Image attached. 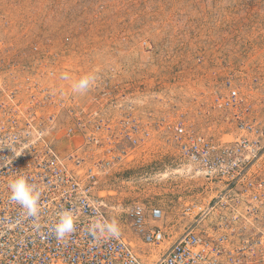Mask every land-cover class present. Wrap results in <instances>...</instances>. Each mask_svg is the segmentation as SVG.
Returning <instances> with one entry per match:
<instances>
[{
  "label": "built area",
  "instance_id": "obj_1",
  "mask_svg": "<svg viewBox=\"0 0 264 264\" xmlns=\"http://www.w3.org/2000/svg\"><path fill=\"white\" fill-rule=\"evenodd\" d=\"M2 46L0 37V264H264V173L257 165L264 128L246 119L237 87L213 102L237 126L233 139L183 121L164 124L181 159L214 193L183 204L188 224L147 263L112 230L104 200L93 194L99 175L131 159L148 138L132 104L120 103L127 94L74 91L77 69L43 44H31L23 58ZM20 176L39 193L35 215L10 200L9 185ZM129 212L146 244L170 238L161 206L136 203ZM63 213L74 223L61 235L55 225Z\"/></svg>",
  "mask_w": 264,
  "mask_h": 264
},
{
  "label": "rangeland",
  "instance_id": "obj_2",
  "mask_svg": "<svg viewBox=\"0 0 264 264\" xmlns=\"http://www.w3.org/2000/svg\"><path fill=\"white\" fill-rule=\"evenodd\" d=\"M0 37L1 49L19 58L43 44L80 79L91 78L88 90L127 94L120 103L132 104L148 138L99 175L93 194L147 263L188 224L183 204L214 193L181 159L164 124L183 121L233 139L237 126L213 107L231 84L246 119L264 128V0H0ZM257 163L264 173V151ZM136 203L161 206L170 238L159 246L142 240L129 212Z\"/></svg>",
  "mask_w": 264,
  "mask_h": 264
},
{
  "label": "clouds",
  "instance_id": "obj_3",
  "mask_svg": "<svg viewBox=\"0 0 264 264\" xmlns=\"http://www.w3.org/2000/svg\"><path fill=\"white\" fill-rule=\"evenodd\" d=\"M64 78L66 79L67 77L65 76ZM91 83V78L84 76L74 84L73 90L81 93L86 92ZM9 187L11 189L10 200L22 205L28 209L30 214L35 215L38 211L39 193L36 192L34 186L29 184L25 177L20 176L13 180ZM73 223L74 219L71 213H63L60 216L59 222L55 225L56 231L61 235L70 232L73 228ZM112 230L116 231L115 226L112 227Z\"/></svg>",
  "mask_w": 264,
  "mask_h": 264
}]
</instances>
